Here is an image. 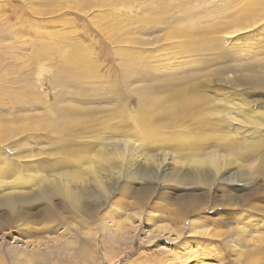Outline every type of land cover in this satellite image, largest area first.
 I'll use <instances>...</instances> for the list:
<instances>
[{"label": "rangeland", "instance_id": "rangeland-1", "mask_svg": "<svg viewBox=\"0 0 264 264\" xmlns=\"http://www.w3.org/2000/svg\"><path fill=\"white\" fill-rule=\"evenodd\" d=\"M27 1L0 0V264H264V0Z\"/></svg>", "mask_w": 264, "mask_h": 264}, {"label": "bare ground", "instance_id": "bare-ground-1", "mask_svg": "<svg viewBox=\"0 0 264 264\" xmlns=\"http://www.w3.org/2000/svg\"><path fill=\"white\" fill-rule=\"evenodd\" d=\"M29 1V0H28ZM27 1V2H28ZM38 0H36V2H37ZM42 1H49V0H42ZM81 1V3H82V6H84V5H86L85 3H90V1L89 0H80ZM33 2H34V0H33ZM39 2H40V0H39ZM251 2V1H250ZM49 3H50V1H49ZM35 4V3H34ZM91 4V3H90ZM42 5V4H41ZM31 6V5H30ZM43 6V5H42ZM46 6H48L47 4H46ZM52 6V5H51ZM254 6V5H253ZM29 7V6H28ZM34 7V6H33ZM39 7H40V5H39ZM53 7V6H52ZM251 7V6H250ZM31 8V7H30ZM56 8V7H55ZM249 8V7H248ZM33 9H35V8H33ZM32 9V11H35V10H33ZM252 9V8H251ZM250 9V10H251ZM57 10V9H56ZM246 10V9H245ZM41 11V10H40ZM53 11V10H52ZM36 12V11H35ZM43 12H45V11H43ZM36 13H38V12H36ZM45 13H47V12H45ZM238 13V12H237ZM251 13V12H250ZM41 15V14H40ZM239 15V14H238ZM256 15V14H255ZM246 17V16H245ZM96 23V22H95ZM99 24V23H98ZM104 24V23H103ZM101 25V24H100ZM113 28V27H112ZM112 28H111V30H112ZM116 30H118V29H116ZM119 31V30H118ZM50 36H48V37H46V38H42V37H40L41 39H38V41L36 42L35 41V45H38V47H39V49L41 48V47H43V45H45V44H47L48 45V42H49V44H51V45H53V46H51V47H49L50 49L46 52H39V55H37V57H48L50 54H53V52H55L56 54H54V55H57V57H59L60 58V61H61V64L62 65H64V64H67V67H71L70 68V70L68 71V78H67V80H66V82L67 83H69V82H71L73 79H75V76L77 75V74H80V72H82V71H80V68L81 67H83L85 64H84V61H87L86 60V57H88V56H86V54H85V52L83 51V50H86V49H83L82 50V47L80 48V47H78V46H76V45H71V44H69V42L68 41H66V39H59L58 38V36L54 33V34H49ZM62 36V35H61ZM64 40V41H63ZM67 40H69V39H67ZM45 43V44H44ZM209 45V44H208ZM48 46H50V45H48ZM81 46V45H80ZM37 51H38V49H36ZM35 50V51H36ZM39 51H41V50H39ZM48 58H50V57H48ZM133 59V58H132ZM129 63V62H128ZM84 64V65H83ZM127 64V63H126ZM87 65V64H86ZM132 65V64H131ZM133 67H134V65H132ZM136 67V66H135ZM131 69V68H130ZM80 71V72H79ZM133 71V70H132ZM73 81H75V80H73ZM146 98V97H145ZM155 99V98H154ZM144 101V100H143ZM146 101V100H145ZM156 102V101H155ZM234 107V106H233ZM146 111H148L147 113H150L151 112V110L153 109V107H151V106H149V107H146L145 106V108H144ZM4 127V126H3ZM0 128H2V127H0ZM4 128H6V127H4ZM2 129L3 131L5 130V129ZM1 130V129H0ZM149 131L150 130H148V132H146V133H148V135L145 133V135H147V137H150L151 136V133H149ZM2 134H5V132H2ZM2 137L3 136H0V138L2 139ZM157 165V164H156Z\"/></svg>", "mask_w": 264, "mask_h": 264}]
</instances>
